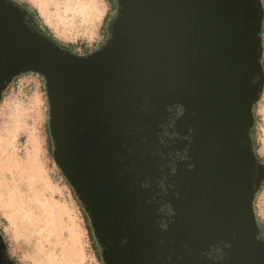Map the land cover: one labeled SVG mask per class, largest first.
<instances>
[{"label": "water", "instance_id": "water-1", "mask_svg": "<svg viewBox=\"0 0 264 264\" xmlns=\"http://www.w3.org/2000/svg\"><path fill=\"white\" fill-rule=\"evenodd\" d=\"M114 1L103 44L78 54L0 0V103L42 78L52 158L102 264H264L262 0Z\"/></svg>", "mask_w": 264, "mask_h": 264}, {"label": "rangeland", "instance_id": "rangeland-1", "mask_svg": "<svg viewBox=\"0 0 264 264\" xmlns=\"http://www.w3.org/2000/svg\"><path fill=\"white\" fill-rule=\"evenodd\" d=\"M20 1L34 8L53 36L62 45H74L78 54L103 44L116 11L111 0ZM262 32L264 48V22ZM85 48L90 51L85 53ZM255 117L256 154L264 158V90ZM47 120L41 77L16 78L0 103V234L18 264H102L88 234L89 221L53 161ZM257 194L255 214L264 226V185Z\"/></svg>", "mask_w": 264, "mask_h": 264}, {"label": "trees", "instance_id": "trees-1", "mask_svg": "<svg viewBox=\"0 0 264 264\" xmlns=\"http://www.w3.org/2000/svg\"><path fill=\"white\" fill-rule=\"evenodd\" d=\"M16 2H18L23 8H25L30 14H31V16L33 17V19H34V21H35V23H36V25L46 34V35H48L51 39H53L54 41H56V42H58V43H60L54 36H53V34L50 32V30H49V28L46 26V25H44L43 24V22H42V20H41V18L39 17V14H38V12L34 9V8H32L28 3H26V2H22V1H20V0H15ZM105 1H107V2H109V0H105ZM112 1V3L114 4V6L116 5L115 4V1L114 0H111ZM107 16V14L105 15V17ZM104 17V18H105ZM262 30H263V28H262ZM262 34H263V32H262ZM105 37V36H104ZM61 44V43H60ZM67 47H69L71 50H74L76 47L74 46V45H66ZM86 49V48H85ZM87 51H90V50H88V49H86L85 50V53L87 52ZM262 65H263V67H264V62H262ZM42 79V78H41ZM5 93V92H4ZM4 95V94H3ZM256 106H257V104L254 106V118H255V122H256V117H255V110H256ZM255 122H254V126H255ZM46 127H47V125H46ZM253 132H254V128H253ZM47 137H48V139H47V142H48V147L50 148V152H51V141H50V137H49V133H48V128H47ZM254 141V140H253ZM256 149H257V146H256V144H255V142H254V150H255V152H256ZM257 157L260 159V160H262L263 162H264V158H261V157H259L258 155H257ZM258 195V194H257ZM254 204H255V201H254ZM256 218H257V221H258V223H259V226H260V228L262 229V231H263V234H264V226H263V224L260 222V220L258 219V217L256 216ZM88 234H90V236H91V238H93L92 237V235H91V230H90V228H89V232H88ZM1 235L3 236V234L1 233ZM4 237V236H3ZM5 239V238H4ZM6 241V240H5Z\"/></svg>", "mask_w": 264, "mask_h": 264}, {"label": "flooded vegetation", "instance_id": "flooded-vegetation-1", "mask_svg": "<svg viewBox=\"0 0 264 264\" xmlns=\"http://www.w3.org/2000/svg\"><path fill=\"white\" fill-rule=\"evenodd\" d=\"M181 113L180 112H176V116L177 115H180ZM165 135L167 136L168 134L165 133ZM164 135V136H165ZM174 162H182L183 160H185L184 156L182 154H179V153H175V157H174ZM169 167H170V171L171 173L175 172V169H176V166L174 165V163H170L169 164ZM3 238V241L5 243V247L2 249L0 247V253L3 254V262L2 264H18L15 259H13L9 254H8V245H7V242L5 241L4 237L2 236ZM0 244H1V241H0Z\"/></svg>", "mask_w": 264, "mask_h": 264}, {"label": "bare ground", "instance_id": "bare-ground-1", "mask_svg": "<svg viewBox=\"0 0 264 264\" xmlns=\"http://www.w3.org/2000/svg\"><path fill=\"white\" fill-rule=\"evenodd\" d=\"M263 141H264V134H263ZM264 144V143H263Z\"/></svg>", "mask_w": 264, "mask_h": 264}]
</instances>
